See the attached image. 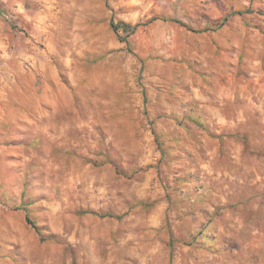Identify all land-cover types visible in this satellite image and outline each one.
I'll return each mask as SVG.
<instances>
[{
    "label": "rangeland",
    "instance_id": "374dc122",
    "mask_svg": "<svg viewBox=\"0 0 264 264\" xmlns=\"http://www.w3.org/2000/svg\"><path fill=\"white\" fill-rule=\"evenodd\" d=\"M61 1L122 39L99 72L112 66L125 84L67 111L61 140L45 132L58 126L5 127L0 264H264V0ZM36 9L0 0L5 86L43 47L31 34ZM233 14L244 32L219 54L232 77L220 84L239 91L226 117L242 108L243 118L212 125L189 95L214 85L199 79L200 40L187 56L171 29L216 28Z\"/></svg>",
    "mask_w": 264,
    "mask_h": 264
},
{
    "label": "crops",
    "instance_id": "0c3cea01",
    "mask_svg": "<svg viewBox=\"0 0 264 264\" xmlns=\"http://www.w3.org/2000/svg\"><path fill=\"white\" fill-rule=\"evenodd\" d=\"M35 2L37 9L34 17H31V34L43 47L31 57V67L13 71L9 87L5 86L0 78V142L5 127L25 121L35 125L43 123L44 126L60 127L58 133L47 129L45 132L51 141L61 140V127L66 125L63 119L67 111L77 110L79 103L93 102L102 88H124L125 76L115 73L112 66L109 68V74L99 72L100 62L107 61L108 50L125 47L124 42L118 40L114 33H108L106 25L98 22L102 18L100 15L95 16V23L92 21V15H88L87 22L81 23L74 8L63 5L61 0ZM217 8L211 6L210 10L215 12ZM240 18L239 15L233 14L221 26H210L197 32L187 28L185 24H176L171 29L172 46H187V56H190L191 50L196 47V42L190 39L200 40L199 64L204 73L199 79L204 83L210 81L214 85L208 88L204 86L207 88L204 92L194 87L189 95L194 101L205 103L198 110H203L205 115L209 116L212 125H238L242 122V108H234L231 118H227L223 112V102L228 100L237 103L239 91L232 84H220V80L225 76L229 80L232 77L224 73L229 74V69L225 70L224 63L219 59V54H224L225 46L236 47L242 39L244 26L241 25ZM181 37H187L188 42H181ZM220 48L223 50L220 51ZM101 53L105 57L104 60H100ZM214 53H217V56L214 57ZM232 62L234 64L235 61ZM208 71L210 76L206 74ZM1 150L0 148V175L3 170Z\"/></svg>",
    "mask_w": 264,
    "mask_h": 264
},
{
    "label": "trees",
    "instance_id": "16d2710c",
    "mask_svg": "<svg viewBox=\"0 0 264 264\" xmlns=\"http://www.w3.org/2000/svg\"><path fill=\"white\" fill-rule=\"evenodd\" d=\"M181 24H183V23H181ZM111 26L114 28V30L116 31V29H117V26L114 24V23H111ZM123 28L124 29H128V28H130V25H127V24H124L123 23ZM122 40V39H121ZM26 221L28 222V223H31V220H30V218L28 217V216H26Z\"/></svg>",
    "mask_w": 264,
    "mask_h": 264
}]
</instances>
